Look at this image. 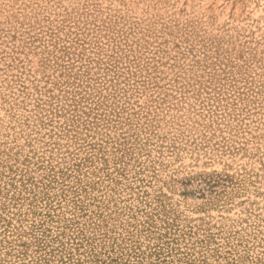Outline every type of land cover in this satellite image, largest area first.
I'll return each instance as SVG.
<instances>
[{
	"label": "rangeland",
	"instance_id": "rangeland-1",
	"mask_svg": "<svg viewBox=\"0 0 264 264\" xmlns=\"http://www.w3.org/2000/svg\"><path fill=\"white\" fill-rule=\"evenodd\" d=\"M0 264H264V0H0Z\"/></svg>",
	"mask_w": 264,
	"mask_h": 264
}]
</instances>
